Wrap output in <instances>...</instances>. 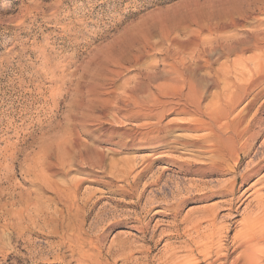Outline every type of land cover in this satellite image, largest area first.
Listing matches in <instances>:
<instances>
[{"label":"rangeland","instance_id":"1","mask_svg":"<svg viewBox=\"0 0 264 264\" xmlns=\"http://www.w3.org/2000/svg\"><path fill=\"white\" fill-rule=\"evenodd\" d=\"M228 1L0 0V264H91L83 252L121 264L108 253L116 240L151 248L159 264L164 244L174 241L162 240V231L183 229L187 219L216 211L231 237L240 229L251 198L233 212L231 196L219 191L233 175L176 168V160L196 168L210 159L202 148L178 145L196 135L179 126L193 116H167L179 122L168 146L137 147L128 134L141 122L128 118L122 103L137 76L165 72V52L175 48L171 38L186 40L198 30L201 45L218 38L201 28ZM245 23L224 35L245 33L259 20ZM195 51L174 61L192 66ZM234 57L198 71L204 110L221 105ZM211 71L221 83L206 87ZM263 177L264 170L251 183Z\"/></svg>","mask_w":264,"mask_h":264},{"label":"bare ground","instance_id":"2","mask_svg":"<svg viewBox=\"0 0 264 264\" xmlns=\"http://www.w3.org/2000/svg\"><path fill=\"white\" fill-rule=\"evenodd\" d=\"M243 3H248L249 6L245 7ZM258 11L264 14V0H229L225 7L213 8L207 24L201 29L206 28L208 33L217 34L218 38L208 39L207 46L201 45L204 40L200 37L199 30L190 33L186 40L171 38L175 48L165 52V72L159 73L157 68L153 67L152 71L140 74L130 85L126 101L122 100L128 118L141 122L138 129H131L128 134L132 145L137 147L148 146L157 149L168 146V135L177 128L179 122L173 119L167 121V116L192 115L193 119L182 122L179 126L183 127L185 132L196 135L178 145L183 146L184 150L202 148L210 154V159L205 164L196 165V168L186 162L187 160H176L177 170H192L199 175H233L229 188L218 189L231 196L227 206L233 212H239L247 198H251L240 219V229L235 231L232 237V230L222 223L216 211L204 212L199 217L187 219L183 229L175 226L174 230L162 231V240L170 236L174 241L164 244L157 259L159 264H264V177L251 183V180L264 170V18L260 19L256 15ZM249 20H259V24L242 34H239L241 31L224 35L229 28L245 27V22ZM189 50H197L191 57L194 60L190 59L192 66L183 59H180L182 66H179L174 59H179L180 52ZM250 51L254 52V55L243 58V54ZM233 55L234 64L229 73H232L234 78L224 82L225 95L221 105L209 111L204 110L199 98L201 89L195 82L198 71L211 67L216 58H229ZM137 56L135 59L138 61L141 55ZM188 72L193 75H188ZM205 81L206 87L221 83L212 71L206 75ZM258 104L259 107L255 108ZM170 142L172 144V141ZM259 142L261 143L257 146ZM243 158L250 160H247L244 169L239 171ZM169 211L175 212L170 208H165L163 212L170 214ZM177 213L179 208L176 209ZM141 230H146L144 225ZM230 238L231 247L227 244ZM129 243L127 240H116L114 247L111 246L113 242L111 247L109 246L108 253L111 257L115 255V261H120L121 264L155 262V257L151 256V248L137 249ZM135 253L142 255L135 256ZM83 255L85 262L110 264L109 260L105 263L103 258L96 254L83 252Z\"/></svg>","mask_w":264,"mask_h":264}]
</instances>
